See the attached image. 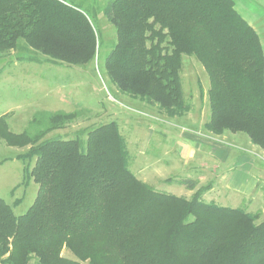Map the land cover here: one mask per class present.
<instances>
[{
  "label": "trees",
  "instance_id": "obj_1",
  "mask_svg": "<svg viewBox=\"0 0 264 264\" xmlns=\"http://www.w3.org/2000/svg\"><path fill=\"white\" fill-rule=\"evenodd\" d=\"M105 13L118 36L105 68L122 93L170 117L187 113L180 73L183 56H194L211 82L207 129L244 133L264 151V51L234 0H109ZM20 41L69 66L90 64L100 46L93 18L79 7L0 0V53ZM45 115L52 124L76 116ZM50 130L14 134L0 118L8 146L32 145L18 159H36L31 177L39 186L22 216L0 199V264H264L258 215L205 203L208 188L186 200L141 182L117 123L90 131L86 141L43 140ZM64 248L78 261L63 257Z\"/></svg>",
  "mask_w": 264,
  "mask_h": 264
},
{
  "label": "rangeland",
  "instance_id": "obj_2",
  "mask_svg": "<svg viewBox=\"0 0 264 264\" xmlns=\"http://www.w3.org/2000/svg\"><path fill=\"white\" fill-rule=\"evenodd\" d=\"M62 1L91 15L99 36L98 54L90 64L69 66L53 64L49 57L30 49L24 41L15 50L0 53V118H6L9 130L36 136L51 128L43 140L61 136L65 140L86 141L90 131L115 122L126 143L130 170L138 180L157 192L186 200H192L201 188H208L202 200L216 204L214 193L208 192L211 186L198 183L197 175L201 172L198 170L202 169L191 165L193 153H189L191 158L185 162L177 159V148L170 140L172 134L175 138L184 134L216 136L207 129L211 117L208 95L211 82L203 65L194 56H183L180 77L189 111L170 117L158 104L122 93L109 78L105 60L118 42L116 26L105 13L109 0ZM234 2L240 15L246 13L256 21L257 28H264V0ZM46 113H75L76 116L71 121L52 124ZM231 136L240 147L252 143L244 133ZM31 147L8 146L0 139V199L11 205L17 216L24 215L33 205L39 189L31 177L36 159H18ZM188 179L196 182L194 190L181 185V181ZM216 205L222 206V203ZM246 212L258 215L257 224L264 222L259 211ZM61 255L78 261L67 248ZM30 264H38V260ZM80 264H90V261Z\"/></svg>",
  "mask_w": 264,
  "mask_h": 264
},
{
  "label": "crops",
  "instance_id": "obj_3",
  "mask_svg": "<svg viewBox=\"0 0 264 264\" xmlns=\"http://www.w3.org/2000/svg\"><path fill=\"white\" fill-rule=\"evenodd\" d=\"M241 15L258 32L264 49V28L262 32L255 20L246 13ZM232 134L203 137L184 134L178 138L172 134L170 140L177 148V159L185 162L191 158L189 153H193L194 161L188 163L202 169L196 174L198 183L203 187L211 186L208 192L214 193L216 204L259 211L264 217V151L250 142L240 147Z\"/></svg>",
  "mask_w": 264,
  "mask_h": 264
}]
</instances>
